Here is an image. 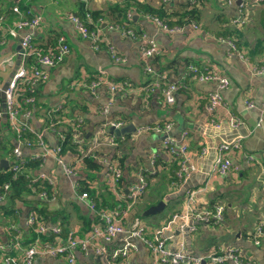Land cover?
Listing matches in <instances>:
<instances>
[{
  "label": "crops",
  "instance_id": "0c3cea01",
  "mask_svg": "<svg viewBox=\"0 0 264 264\" xmlns=\"http://www.w3.org/2000/svg\"><path fill=\"white\" fill-rule=\"evenodd\" d=\"M18 1L28 4L32 14L41 18L35 29L23 28L8 33L0 45L1 87L24 60L20 44L23 36L30 34L37 47L52 50L57 35L64 34L70 46L62 63L44 67L48 78L37 87L31 114L20 116L34 131L42 132L47 146H57L59 132L66 128L60 123L56 130L45 129L47 111L62 106L64 114L83 119V129L86 133L90 131L91 136L110 119H123L125 124L133 122L136 129L144 124L171 121L168 135L179 141L186 131L188 147L185 156L169 154L162 146V134L135 129L130 133L113 134L114 144L107 142V135H100V143L94 148L98 167H88L82 160L79 154L83 148L67 147L63 151L64 161L77 166L76 174H67L51 154L37 157L39 164L29 172L33 176L49 177L53 181L49 188L52 194L42 197L39 193H30L15 199L13 208H0V264H5L2 260L5 254L16 258L23 254L33 236L28 220L33 207L43 214L48 234L60 227L62 235L74 233L78 237L87 235L92 226L100 225L96 211L112 207L122 211L124 232L108 242L98 239V245L105 247L102 253L96 252L93 245L86 250L76 248V264H117L111 260V251L129 240L135 244L129 256L131 263L153 264L148 246L139 238L129 237L136 219L146 226L148 236L157 234L170 249L181 247L184 253L206 259L210 253L229 245L238 247L242 256L253 260L254 264H264V226L257 237L259 242L254 241L256 225L264 224V73L251 70L253 65L264 64V0H0V25L3 27L19 17L11 10ZM126 3H129L130 17L122 10ZM189 7H193L191 16L187 13ZM86 10L99 13L97 18H100L99 27L104 38L97 49L80 36L66 16L68 12L81 16ZM151 16L166 20L171 23L169 25L182 22L180 24L185 26L181 31L168 32ZM191 21L197 22L200 28H190ZM141 33L154 41L159 48L158 54L146 59L141 57ZM227 38L235 41L237 50L247 60L237 51H229ZM106 41L124 56V62L112 61ZM189 64L207 67L227 78L228 84L221 90L223 104L210 106L209 95L219 91L218 85L193 77L188 70ZM146 65L152 70L147 71ZM97 74L113 81L127 80L131 86L125 93L116 92L112 96L105 84L94 90L80 85L93 81ZM183 77L186 85L175 92V101L164 103L163 85L178 82ZM1 93L0 90V108H3ZM230 112L238 115L239 124L231 121ZM0 137L10 149L1 156L9 165L18 159L12 155L16 145L21 150L19 159L24 161L36 159V154L43 150L33 138L30 146L20 144L4 115L0 117ZM88 138H84L85 145ZM232 140L241 142V148L230 152L232 169L225 174L213 172L216 147ZM204 148L206 151L202 153ZM247 154H252L254 160H248ZM184 157L192 168L186 178V186L194 191V200L189 204L187 193L174 194L176 189L169 184ZM102 159L106 162L116 160L121 166L118 192L126 193L129 185L137 181L138 170L143 171L147 190L130 207L127 208L125 199L108 187L107 165ZM82 189L90 193L89 198L80 196ZM167 197L170 198L164 209L142 215L148 206ZM90 198L96 202V210L89 206ZM8 202L9 196L0 200V207L9 205ZM215 202H222L225 207L220 223L192 220L189 214L192 208L210 207ZM175 213L183 216L173 217ZM189 224H195L196 228L190 230ZM13 232L17 238L12 236ZM32 264L70 263L61 256L36 255ZM224 264L235 263L228 258Z\"/></svg>",
  "mask_w": 264,
  "mask_h": 264
},
{
  "label": "built area",
  "instance_id": "2783aa9c",
  "mask_svg": "<svg viewBox=\"0 0 264 264\" xmlns=\"http://www.w3.org/2000/svg\"><path fill=\"white\" fill-rule=\"evenodd\" d=\"M192 0H190L191 2ZM195 0H193L194 2ZM260 2L261 0H254ZM11 10L19 15V17L10 25L3 27L0 25V45L4 43L6 35L8 33H15L18 29L28 28L30 30L35 29L39 26L40 16L37 14H32L30 9L22 11L17 4L11 6ZM66 16L73 22L76 30L82 38H86L90 41L91 46L95 49L99 48L102 38L101 28L99 27L100 18L95 20L92 18L89 11L85 13L84 17H81L72 12H68ZM130 16V14H129ZM151 18L164 30L168 32H178L183 29L184 24L176 23L169 25L161 18L157 16H151ZM239 23H242L241 20H234ZM93 23L91 27L90 24ZM189 27L198 30L200 25L195 22H189ZM129 34H135L133 30H127ZM142 40L141 46V57L146 59L149 56H153L159 53L158 46L154 43L153 40L147 39L144 33L140 34ZM229 44V51H237L239 56L244 60H247V57L238 51L236 43L233 39L227 38ZM21 47L23 49L24 60L19 63L15 69L12 71L11 76L6 82V87L3 89V108H0V117L5 116L7 122L11 129L17 132V139L20 144L30 146L32 144V139L22 138V131L25 129L28 132L33 134V139L35 143L42 147V152L37 153L34 158L44 157L46 154H51L55 156L56 161L60 164L63 170L67 174H76L77 166L74 164L66 163L64 161V153L62 152L61 141L64 138L63 132H59V143L55 147H49L43 139L42 132L34 131L26 121L20 119V116L28 117L31 114L32 107L35 104L37 87L42 82L48 78V72L44 67H55L62 63L67 56L70 46L67 42L66 36L64 34L57 35L55 44L53 45L52 50H42L37 47L36 43L33 40L32 35L27 34L21 39ZM106 48L109 52V55L114 63L124 62V56L118 51V49L109 41H106ZM28 57H32V62L28 61ZM147 71H151L149 65L145 66ZM188 70L190 74H193L198 80H210L217 83L219 91L210 93L209 101L210 106L215 107L217 105L223 104L221 90L225 88L228 84L227 78L216 71H213L207 67L198 68L194 64L188 65ZM251 70L254 73H264V64L262 65H253ZM105 84L108 90L111 92L112 96L116 92H124L128 90L131 86V83L127 80L113 81L109 78L97 74L93 81H90L88 84H80L83 87H89L91 90H94L98 85ZM186 85V79L183 77L178 82H168L162 87L163 102L171 104L175 101V92L180 88ZM145 88V87H143ZM0 90H2L0 84ZM251 104V102H248ZM264 109V103H263ZM59 113H56L58 112ZM232 115L230 117L231 121L237 125L240 122L238 115L230 112ZM47 124L45 129H55L58 124H71L73 125V138L83 143L85 142L84 135L81 130L83 119L81 117H70L64 114L62 106H57L51 108L47 111ZM55 117L56 120L51 118ZM50 122L48 123V121ZM125 124L123 119H110L101 124V127L97 130L96 134L88 138L86 147L83 149V154H93L96 156L94 148L100 143L101 134L107 135V142L114 144L116 138L113 134H106L105 128L107 126H112L113 128H120ZM172 126L171 121L155 122L151 124H144L139 126L137 132H154L157 134H162V146L167 150L169 154H182L186 155L188 147V134L186 131L182 132L181 138L177 141L175 138L168 135V131ZM241 148V142L239 140L224 141L218 144L216 147V155L212 164V171L219 174H225L232 169V163L230 159V152L233 149ZM206 149L202 150L204 153ZM21 154L20 147L16 145L12 148V155L17 160L13 161L9 165V169L13 172L12 176H15L19 171H23L24 160L19 159ZM247 159L252 161L254 157L252 154H247ZM155 163V158H152ZM107 165V172L105 173L106 183L108 187L118 196L123 197L126 202V207H130L135 201L142 197L148 186V182L143 174L142 170H138L137 181L129 185L127 193L118 192L117 185L122 174V169L119 163L116 160H110L106 162L102 159ZM191 167L187 164L186 159L181 160L179 167L175 172V178L170 181V186L173 189H179L181 185L186 182V178L191 171ZM31 174V173H30ZM33 176V175H32ZM45 181L48 185V188L52 187L53 181L45 176L44 174H39L32 177V182L34 181ZM76 187H79V184H75ZM0 200L4 199L6 196V191L9 189V183L6 182L0 186ZM174 190V192H176ZM187 193V202L188 204L194 200V191L186 189ZM39 195L42 197H50L52 193L48 192L47 189L43 188L39 192ZM81 197H88L89 194L86 190H81ZM89 198V197H88ZM89 206L96 210V202L93 199L88 200ZM194 207V206H190ZM224 205L221 202L212 203L210 207L206 208H192L189 212L190 217L193 221L208 223V224H218L224 218ZM118 208H103L96 211L99 215L100 225H94L87 232V235L83 237H78L74 233H69L66 238L60 236L61 228L55 227L52 232L49 234L52 235L51 239L42 240L40 237L35 238L30 244H28L23 251V254L18 258L5 254L2 257V260L5 264H32L33 259L36 255H51V256H61L64 257L70 264H76L74 250L76 248L86 250L90 245L94 246L96 252L102 253L105 250V247L98 245V239H102L104 242H108L115 235L120 232H124L125 227L121 221L122 211ZM181 217L183 215L175 213L173 217ZM31 227L34 228L35 232L39 234L46 233L45 221L38 219L34 214V211H30L28 217ZM12 229L16 230L14 224L10 225ZM263 223H259L255 228V243H258V236L263 232ZM195 224H189L188 228L190 230L195 229ZM48 233V232H47ZM129 237L139 238L143 241L150 250V256L153 264H201L203 257L194 256L183 252V248L178 247L175 249H170L166 246L163 239L157 236V234L152 237L146 234V226L141 222L140 219H136L133 222L132 228L129 230ZM15 238H17L15 236ZM15 242V241H14ZM17 243V242H15ZM135 249V244L130 240L125 242L124 245L120 248H116L111 251V260L115 261L117 264H132L129 256L130 253ZM232 259L235 264H254L253 260L245 259L238 247L227 246L220 248L219 251L210 253L207 256V264H224L226 259Z\"/></svg>",
  "mask_w": 264,
  "mask_h": 264
},
{
  "label": "trees",
  "instance_id": "16d2710c",
  "mask_svg": "<svg viewBox=\"0 0 264 264\" xmlns=\"http://www.w3.org/2000/svg\"><path fill=\"white\" fill-rule=\"evenodd\" d=\"M15 4H17L22 11L30 9L29 5L26 4V3H23V1H18ZM128 5H129V3H126V6H124V8L122 10H124L125 16L130 17L129 16V12H128ZM188 9H189L187 11L188 16L193 15V7H189ZM87 11H89V10L84 11L83 15H81V16L84 17L85 13ZM152 11H154V10H152ZM89 12H90V14H91V16H92V18L94 20L99 15L98 12H91V11H89ZM148 13H150V12H148ZM128 17H127V19H129ZM179 23H182V22H179ZM169 24H171V23H169ZM90 26L92 27L93 23H91ZM32 60H33L32 57H28V61L29 62H32ZM56 113H59V111L56 112ZM51 119L53 121L56 120L55 117H53ZM49 122H50V120L48 121V123ZM65 126H66L65 130L62 131L63 134H64V138L61 141L62 152L67 147H70V146H75V148H77V150H78V147H81V148L84 149L86 147V145H85L86 140L83 143H80V142L76 141L73 138V128H72L73 125L65 124ZM81 130H82V133H83L84 138H85L86 131H84V129H83V123H82V126H81ZM12 132H13V136L17 139V137H16L17 132L15 130L14 131L12 130ZM21 135H22V138H24V139H32L33 138V134L28 132L25 129L22 131ZM9 150L10 149H9L7 143L0 137V159L2 158L1 157L2 154L7 152V151H9ZM79 155L83 156L82 160L86 163V165L88 167H98L99 166V163L96 160L97 158L95 156H93V154H88V153L87 154H83V152H82ZM38 164H39V159L38 158H36L34 160L30 159L28 161H25V163L22 166L23 171H21V172L19 171L15 176H12L13 172H11V170L9 168L3 169V168L0 167V186H2L6 182L9 183V189L6 191V196H5V197L9 196V202H8L9 205H7V204L6 205H1L0 208L2 210H6L7 208H10V207L13 208L14 200L15 199H20L24 195H28L30 193H38L43 188L47 189V191L50 192V190L48 188V185L46 184L45 181H39V180L38 181H34V182L31 181L33 176L30 174L29 170H31V168L36 167ZM174 178H175V174H174L172 179H174ZM85 188L89 190V188L87 186H85ZM82 190H84V189H82ZM31 209H32V211H34V214L36 215V217L38 219L44 220L43 214L36 207H33ZM31 231L33 233V236L28 241L27 244H30L37 237H40L42 240L51 239L52 238V235L48 234L47 232L45 234H39V233L35 232L34 228H32ZM67 235L68 234L62 235V230H61V232H60V236L61 237L66 238ZM12 236H15L14 232L12 233Z\"/></svg>",
  "mask_w": 264,
  "mask_h": 264
},
{
  "label": "water",
  "instance_id": "95a60500",
  "mask_svg": "<svg viewBox=\"0 0 264 264\" xmlns=\"http://www.w3.org/2000/svg\"><path fill=\"white\" fill-rule=\"evenodd\" d=\"M6 84L2 87V96H3V89H5ZM136 129V125L133 122L127 123L123 126H121L120 128H113L112 126H107V131L105 133H111V134H116V135H121V134H125V133H130V132H134ZM91 136V132H87L86 133V138ZM9 165L8 160L6 159H0V167L2 168H7ZM188 188V186H186V182H184L181 187L177 190V192H172L174 194H179V195H183L184 191ZM128 189H126V193H127ZM170 195V194H169ZM167 198H161L160 200H158L156 203L151 204L150 206H148L145 210H143L142 215L143 216H147V215H151V214H155L159 211H161L162 209H164V207L166 206L167 203ZM204 263V262H203Z\"/></svg>",
  "mask_w": 264,
  "mask_h": 264
},
{
  "label": "flooded vegetation",
  "instance_id": "af4514ba",
  "mask_svg": "<svg viewBox=\"0 0 264 264\" xmlns=\"http://www.w3.org/2000/svg\"><path fill=\"white\" fill-rule=\"evenodd\" d=\"M90 137H91V136H90ZM246 158H247V156H246ZM127 189H128V188H127ZM187 189H189V187H188ZM184 193H185V191H184ZM221 203H222V202H221ZM222 204H223V203H222ZM223 205H224V204H223ZM224 208H225V207H224ZM224 210H225V209H224ZM223 219H224V218H223ZM219 223H220V222H219ZM258 224H259V223H258ZM258 224H257V225H258ZM257 225H256V226H257ZM195 228H196V227H195ZM255 228H256V227H255ZM254 232H255V229H254ZM254 235H255V234H254ZM228 246H229V245H228ZM226 247H227V246H226ZM234 247H235V246H234ZM203 262H204V263H203ZM205 263L207 264V257H206V259L203 258V259H202V262H201V264H205Z\"/></svg>",
  "mask_w": 264,
  "mask_h": 264
},
{
  "label": "rangeland",
  "instance_id": "374dc122",
  "mask_svg": "<svg viewBox=\"0 0 264 264\" xmlns=\"http://www.w3.org/2000/svg\"><path fill=\"white\" fill-rule=\"evenodd\" d=\"M142 220L145 222V219L142 218Z\"/></svg>",
  "mask_w": 264,
  "mask_h": 264
}]
</instances>
